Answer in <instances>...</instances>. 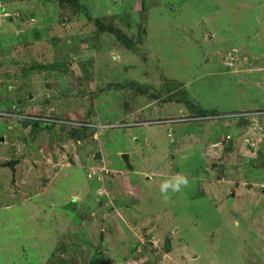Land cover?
I'll list each match as a JSON object with an SVG mask.
<instances>
[{
  "label": "rangeland",
  "instance_id": "obj_1",
  "mask_svg": "<svg viewBox=\"0 0 264 264\" xmlns=\"http://www.w3.org/2000/svg\"><path fill=\"white\" fill-rule=\"evenodd\" d=\"M243 1L0 0V264H264V74H234L244 44L264 69V0Z\"/></svg>",
  "mask_w": 264,
  "mask_h": 264
},
{
  "label": "crops",
  "instance_id": "obj_2",
  "mask_svg": "<svg viewBox=\"0 0 264 264\" xmlns=\"http://www.w3.org/2000/svg\"><path fill=\"white\" fill-rule=\"evenodd\" d=\"M203 1V0H202ZM246 1L247 0H244L242 3H241V5H243V7H246ZM240 17V15H238V20L240 19L239 18ZM237 29V28H236ZM237 36L238 37H240V39L241 38H246V37H250V36H255V34L254 33H252V31L250 30V29H245V28H241V29H238V31H237ZM247 34V35H246ZM256 34H258V32H256ZM240 44V43H239ZM242 48L244 49V57H242L241 55H240V59H242L241 61H242V69L240 70V71H237V72H235L234 74L235 75H238V76H242L243 77V74H248V75H250L251 74V72H247V64L248 63H251V64H254V65H256L257 67H256V70H257V72H262L263 74H264V69L260 66V65H258L257 64V61H255V62H249V59H250V55L248 56V54L246 53L247 51L245 50V44L242 46ZM240 49V48H239ZM241 50V49H240ZM246 51V52H245ZM253 71H255V69H253ZM252 71V72H253ZM238 73H241V75H239ZM172 106L173 105H170L169 107L172 109ZM179 111H181V110H179ZM178 111V112H179ZM173 113H174V111H173ZM176 113V112H175ZM163 117H165V115L163 116ZM131 130H133V129H131ZM135 149H138V148H136L135 147ZM135 149H133V150H135ZM139 149H141V148H139ZM121 153V152H120ZM134 153H135V151H134ZM124 155V154H123ZM123 155H122V157H123ZM127 158L128 159H126V163L128 164L129 163V159L131 158V154L129 153V154H127Z\"/></svg>",
  "mask_w": 264,
  "mask_h": 264
},
{
  "label": "clouds",
  "instance_id": "obj_3",
  "mask_svg": "<svg viewBox=\"0 0 264 264\" xmlns=\"http://www.w3.org/2000/svg\"><path fill=\"white\" fill-rule=\"evenodd\" d=\"M198 120H201V119H198ZM171 121H174V120H171ZM165 122H170V119L166 118ZM111 129H113V128H111ZM170 134H168V136L172 137V135L170 136ZM187 184H188V180L186 178L177 177L171 181H168V180L164 181L160 185V191H161V193H164V194H167L169 192V190H171L172 192H178L181 190V186H187Z\"/></svg>",
  "mask_w": 264,
  "mask_h": 264
},
{
  "label": "trees",
  "instance_id": "obj_4",
  "mask_svg": "<svg viewBox=\"0 0 264 264\" xmlns=\"http://www.w3.org/2000/svg\"><path fill=\"white\" fill-rule=\"evenodd\" d=\"M67 1H70V0H67ZM71 1H72V2H76V0H71ZM114 32H116V34L120 35V33H119L118 31H114ZM183 92H184V93H183ZM182 93H183L184 95H186L185 91H183V90H182ZM189 103H191V102H189ZM199 109H200V110H203V107L200 106ZM202 112H205L206 114H205L203 117H201V118H207V117H208V113L210 112V110H203ZM202 112L200 113V115H203ZM211 113L213 114V111H211ZM209 114H210V113H209ZM213 115H214V114H213ZM201 118H200V119H201ZM240 120H241L242 122H244L245 119H244V118H240ZM245 122H246V121H245Z\"/></svg>",
  "mask_w": 264,
  "mask_h": 264
},
{
  "label": "water",
  "instance_id": "obj_5",
  "mask_svg": "<svg viewBox=\"0 0 264 264\" xmlns=\"http://www.w3.org/2000/svg\"><path fill=\"white\" fill-rule=\"evenodd\" d=\"M123 158H125V160L128 159L126 154L123 155Z\"/></svg>",
  "mask_w": 264,
  "mask_h": 264
},
{
  "label": "built area",
  "instance_id": "obj_6",
  "mask_svg": "<svg viewBox=\"0 0 264 264\" xmlns=\"http://www.w3.org/2000/svg\"><path fill=\"white\" fill-rule=\"evenodd\" d=\"M170 136H171V134H170ZM231 137H229V136H227V139H230ZM248 142V141H247Z\"/></svg>",
  "mask_w": 264,
  "mask_h": 264
}]
</instances>
